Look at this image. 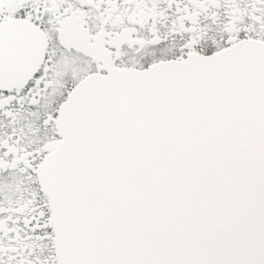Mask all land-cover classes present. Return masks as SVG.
I'll return each instance as SVG.
<instances>
[{"label":"snow or ice","instance_id":"obj_1","mask_svg":"<svg viewBox=\"0 0 264 264\" xmlns=\"http://www.w3.org/2000/svg\"><path fill=\"white\" fill-rule=\"evenodd\" d=\"M0 264H264V0H0Z\"/></svg>","mask_w":264,"mask_h":264}]
</instances>
